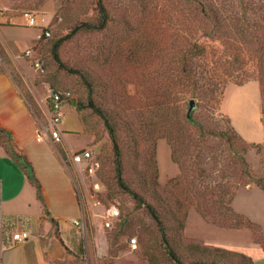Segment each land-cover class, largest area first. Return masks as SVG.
<instances>
[{"label": "rangeland", "instance_id": "obj_1", "mask_svg": "<svg viewBox=\"0 0 264 264\" xmlns=\"http://www.w3.org/2000/svg\"><path fill=\"white\" fill-rule=\"evenodd\" d=\"M103 2L106 26L72 33L99 21V0H0V66L47 126L52 90L71 92L63 141L71 152L84 147L97 156L99 198L122 211L120 223L105 228V207L89 197L93 245L84 264H177L170 249L186 264H264V0ZM24 11L37 26L24 24ZM91 99L116 130L125 182L157 209L168 244L148 208L119 186L114 144ZM192 99L194 120L227 140L188 122ZM173 132L183 166L173 160ZM82 177L93 192V179Z\"/></svg>", "mask_w": 264, "mask_h": 264}, {"label": "crops", "instance_id": "obj_2", "mask_svg": "<svg viewBox=\"0 0 264 264\" xmlns=\"http://www.w3.org/2000/svg\"><path fill=\"white\" fill-rule=\"evenodd\" d=\"M44 126L17 79L0 66V264H84L90 256L83 165L73 162L62 129L61 146L48 135L39 140ZM18 232L27 239L16 241Z\"/></svg>", "mask_w": 264, "mask_h": 264}, {"label": "built area", "instance_id": "obj_3", "mask_svg": "<svg viewBox=\"0 0 264 264\" xmlns=\"http://www.w3.org/2000/svg\"><path fill=\"white\" fill-rule=\"evenodd\" d=\"M21 17L25 19L24 24L26 26H37L38 19L37 16L31 11H24L21 14ZM46 35L50 36V31L46 30ZM40 37V36H39ZM27 56H31V50L26 51ZM32 65L37 70H44V64L41 58L34 57L32 58ZM71 97L70 91L65 90H52L50 95V105L49 111L51 113V118L49 121V125H45L42 130H38L37 137L39 140L43 138V136L48 135L55 143L62 142V130L59 128V125L62 121L64 112L63 108L66 103H68ZM72 160L74 163L82 164V173L87 176V178L93 179V192L87 190L88 197L94 203V206H104L106 211L104 216L103 225L105 228H111L113 226V222L119 219L121 215V209L119 205L115 202L109 201L107 205L103 203V201L99 198V193L102 192L104 188L103 183L100 181L98 177V171L101 167L100 161L95 159L94 153L89 148H83L81 150H77L72 154ZM90 195V196H89ZM2 207V187L0 185V209ZM75 224L82 225L79 220H74ZM82 228L85 229L84 224ZM14 239L16 241H23L27 239V235L21 232L14 234ZM130 245L132 249L138 248V239L133 237L130 239Z\"/></svg>", "mask_w": 264, "mask_h": 264}, {"label": "trees", "instance_id": "obj_4", "mask_svg": "<svg viewBox=\"0 0 264 264\" xmlns=\"http://www.w3.org/2000/svg\"><path fill=\"white\" fill-rule=\"evenodd\" d=\"M99 9H100V19L98 22H83L82 24L76 26L73 30L72 33H74L75 31H78L80 28H85L87 30H95V29H103L107 22H108V11L104 5V2L103 0H99ZM201 10L202 11H205V8L204 7H201ZM60 44H56L54 45V57L55 59L63 66L64 64L62 63L61 59H60V56L58 54V47H59ZM194 48H197V49H201L202 46H200L199 44H193ZM183 73L184 75H189L190 74V71H192L189 67L187 68H184L185 67V63L188 61V56L187 55H184L183 56ZM182 60V59H181ZM181 62V61H180ZM29 100V99H28ZM33 110L35 111V113L38 115V109L37 107L35 106L34 104V101L33 100H29ZM89 107H91L94 111H96L99 115H101V117L104 119L105 121V124L109 130V133H110V136L112 138V141H113V144H114V152H115V170H116V179H117V182L119 184V186L121 188H123V190L127 193H129L130 195L133 196L134 199L137 200V202L140 204V205H145L149 212L151 213V215L153 216V218L157 221L159 227H160V230L163 234V239L165 241V243L168 244V239L166 237V231H165V226H164V223H163V220L159 214V212L157 211V209L154 207V205L150 204V203H147L144 198L138 193L136 192L135 190H133L126 182H125V179H124V168H123V162H122V153H121V148H120V144L118 142V138H117V133H116V130L114 128V126L112 125V123L110 122V117L107 115L106 112H104L102 109H100L99 107H97L94 103V101L91 99L89 104H88ZM84 107V105H78L77 106V109L80 110ZM189 120L188 122L189 123H192V124H195L198 126L199 128V131L201 133V135H205L207 133H212V134H215L216 132H214L213 130H210V129H207L201 122H197L196 120H194L193 118V115H192V111H191V115L188 117ZM224 132H218L216 133L215 135L216 136H221L223 137L224 139L225 136H223ZM177 133H174L171 135L172 137V156H173V160L177 163H179L181 166H183L182 164V156L180 155V145L182 144L180 142V139H178L177 137ZM227 140V139H226ZM229 143H233V141H229ZM236 143V142H235ZM234 144V143H233ZM237 145V143L235 144ZM95 155V154H94ZM240 158V157H239ZM95 159H98L97 156H95ZM198 161V158H196V162L197 163ZM25 164L27 165L28 163L25 162ZM27 167V166H26ZM201 163H200V168H201ZM186 168V166H185ZM100 171V170H99ZM186 172V170H185ZM196 176L198 175V172H196ZM30 177L32 179H35L34 175L32 173H30ZM38 183V180L35 179ZM104 186V184H103ZM38 188H39V196H41V191H40V184L38 183ZM104 189V188H103ZM211 195L214 196V194L212 193ZM110 200H106L105 204L107 205V203L109 202ZM112 202H115L118 204V202L116 201H112ZM225 204L227 205L228 202L225 201ZM119 205V204H118ZM120 207V205H119ZM121 209V208H120ZM121 217H122V211H121V215L119 217L118 220H116L115 223H120V220H121ZM221 222V221H219ZM169 252L171 253V255L173 256V258L175 259V261L177 262V264H186L179 256H177L174 251L172 249L169 250ZM193 264H201V262H195Z\"/></svg>", "mask_w": 264, "mask_h": 264}, {"label": "water", "instance_id": "obj_5", "mask_svg": "<svg viewBox=\"0 0 264 264\" xmlns=\"http://www.w3.org/2000/svg\"><path fill=\"white\" fill-rule=\"evenodd\" d=\"M194 103H195V100H191V103H190V108H189V111H188V116H190L191 115V111L193 110V108H194Z\"/></svg>", "mask_w": 264, "mask_h": 264}]
</instances>
